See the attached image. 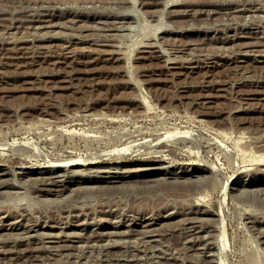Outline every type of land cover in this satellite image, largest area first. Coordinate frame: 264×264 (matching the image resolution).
I'll list each match as a JSON object with an SVG mask.
<instances>
[{
	"label": "rangeland",
	"instance_id": "1",
	"mask_svg": "<svg viewBox=\"0 0 264 264\" xmlns=\"http://www.w3.org/2000/svg\"><path fill=\"white\" fill-rule=\"evenodd\" d=\"M249 35H264V0H0V264H264V186L241 185L264 178V159L244 153L250 143L264 154V37ZM175 128L192 129L201 144L164 137ZM147 139L152 147L117 152ZM93 153L99 164L66 167L69 180L54 182L51 160ZM199 161L208 166L200 177L182 175ZM109 169L124 177L106 182ZM230 175L240 185L224 202ZM199 196L208 213L173 207ZM186 216L199 221L185 224ZM223 217L230 244L221 256Z\"/></svg>",
	"mask_w": 264,
	"mask_h": 264
},
{
	"label": "bare ground",
	"instance_id": "2",
	"mask_svg": "<svg viewBox=\"0 0 264 264\" xmlns=\"http://www.w3.org/2000/svg\"><path fill=\"white\" fill-rule=\"evenodd\" d=\"M238 8H236V10H237ZM242 9V8H241ZM227 10V9H226ZM234 10V9H233ZM214 11V10H213ZM232 11V10H231ZM235 11V10H234ZM243 11V10H242ZM241 11V12H242ZM231 13H233V12H231ZM122 14H126V13H122ZM80 15V14H79ZM118 15V14H117ZM121 15V14H120ZM65 16V15H64ZM114 16V15H113ZM116 16V15H115ZM123 16V15H122ZM126 16H128L127 14H126ZM124 17V16H123ZM122 17V18H123ZM74 18V17H73ZM121 18V17H120ZM75 20L77 19V17L76 18H74ZM47 20V19H46ZM51 20V19H50ZM74 20V21H75ZM100 20V19H99ZM107 20V19H106ZM113 20V19H112ZM118 20V19H117ZM122 21V20H121ZM129 21V20H128ZM34 22V21H33ZM54 22V21H53ZM53 22H51V24L53 23ZM100 22V21H99ZM102 22V21H101ZM104 22H106L107 23V21H104ZM123 22V21H122ZM126 22V21H125ZM47 23H49V22H47ZM103 23V22H102ZM118 23V22H117ZM40 24V23H39ZM54 24H55V22H54ZM57 24H60V23H58L57 22ZM57 24H55V25H57ZM104 24V23H103ZM108 24V23H107ZM110 24V23H109ZM50 25V24H49ZM121 25V24H120ZM127 25V24H126ZM130 25V23L128 22V25L127 26H129ZM45 26V25H44ZM48 26V25H47ZM52 26V25H51ZM114 26H115V24H114ZM30 27H31V25H30ZM33 27V26H32ZM36 27V26H35ZM42 27V26H41ZM98 27H103V26H98ZM111 27V26H110ZM116 27H118V26H116ZM121 28H122V26H120ZM124 27V26H123ZM51 28V27H50ZM104 28V27H103ZM102 28V29H103ZM106 28H109V27H107L106 26ZM105 28V29H106ZM115 28V27H114ZM119 28V27H118ZM125 28V27H124ZM49 29V28H48ZM101 29V30H102ZM110 29V28H109ZM115 29H117V28H115ZM120 29V28H119ZM129 29V28H128ZM40 30V29H39ZM50 30H52V29H50ZM47 31V30H46ZM46 31H44V34L46 33ZM120 31V30H119ZM48 33L47 34H49V31H47ZM52 32V31H51ZM118 32V31H117ZM253 32V31H252ZM36 33H38V31L36 32ZM40 34H43V33H41V31L39 32ZM43 34V35H44ZM46 34V35H47ZM242 34V33H241ZM250 34V33H249ZM51 35V34H50ZM53 35H54V33H53ZM75 35V34H74ZM228 35V34H227ZM104 36V35H103ZM240 36V35H239ZM238 36V37H239ZM14 38L16 37L15 35L13 36ZM70 37V36H69ZM80 37V36H79ZM249 37H255V38H263L264 37V35H249ZM224 38V37H223ZM19 39H20V37H19ZM18 39V40H19ZM33 39V38H32ZM40 39V38H39ZM73 39V38H72ZM81 39V38H80ZM106 39V38H105ZM228 39H230V35H228V36H226L225 37V40H228ZM15 40V39H14ZM21 40V39H20ZM27 40V39H26ZM30 40V39H29ZM34 40V39H33ZM68 40V39H67ZM102 40V39H101ZM16 41V40H15ZM24 41V40H23ZM222 41V40H221ZM97 43V42H96ZM148 43H149V41H148ZM154 43V42H153ZM27 44V43H26ZM100 44H102V43H100ZM146 44V43H145ZM144 44V45H145ZM249 44V43H248ZM254 44V43H253ZM258 44V43H257ZM147 45V44H146ZM149 45V44H148ZM151 45V44H150ZM262 45H264V44H262ZM243 46H246V45H243ZM242 46V47H243ZM247 46H249V45H247ZM241 47V46H240ZM239 47V48H240ZM15 48V47H14ZM23 48V47H22ZM161 48V47H160ZM182 48H183V46H182ZM225 48H226V45H225ZM254 48V47H253ZM20 50V49H19ZM26 50V49H25ZM184 50V49H183ZM250 50V49H249ZM31 51V50H30ZM63 51V50H62ZM148 51V50H147ZM161 52H162V48H161V50H160ZM177 51V50H176ZM186 51V50H185ZM18 52V51H17ZM64 52V51H63ZM114 52V51H113ZM116 52H117V50H116ZM164 52H165V50H164ZM163 52V53H164ZM235 52H236V50H235ZM245 53H246V51H244ZM244 52H243V54H244ZM249 52V51H248ZM247 52V53H248ZM62 53V52H61ZM71 53V52H70ZM70 53H68V54H70ZM253 53V52H252ZM50 54V53H49ZM65 54V53H64ZM118 54H119V52H118ZM173 54H175V53H173ZM66 55V54H65ZM169 56V55H168ZM167 56V57H168ZM178 56V55H177ZM176 56V57H177ZM254 56V55H253ZM65 57V56H64ZM170 58H172V56L170 57ZM169 58V59H170ZM171 60H173V59H171ZM170 60V61H171ZM214 60V59H213ZM168 61V60H167ZM175 61V60H174ZM179 61V60H178ZM208 61V60H207ZM204 62H206V61H204ZM214 62V61H213ZM72 130V129H71ZM71 130H70V133H71ZM73 130H75V131H77L76 130V128L75 129H73ZM72 130V131H73ZM84 130V129H83ZM88 130H90V129H88ZM87 130V131H88ZM82 131V130H81ZM86 130L84 131L85 132V136H86V132H87ZM83 132V131H82ZM77 133V132H76ZM92 133V132H91ZM80 134V133H79ZM83 134V133H82ZM92 134H96L95 132L94 133H92ZM83 136H84V134H83ZM96 136V135H95ZM94 136V137H95ZM159 136V135H158ZM161 136V135H160ZM162 137V136H161ZM160 137V138H161ZM164 137H168V138H170L171 139V137H175V138H180L181 140L183 139V140H186L187 138H191V139H196L197 141H198V143H200L201 142V139H200V137H199V135L198 134H196V132L194 133V132H192V129H190V128H187V129H180V128H175L174 130H169V131H167V134H166V136H164ZM193 137V138H192ZM156 138H158V137H156ZM163 138V137H162ZM174 138V140H176ZM189 138V139H190ZM148 140L149 139H147V140H143V141H141V142H135L134 140V142H132V141H130V142H128V143H126L123 147H122V149H119L118 147L116 148L117 149V152L118 151H121V152H128L129 150H131L133 147H135V146H139V148L141 149V147H143V146H146L147 144H149L148 143ZM157 140V139H156ZM160 140V139H159ZM162 140V139H161ZM161 140H160V142H161ZM172 140H173V138H172ZM179 140V139H178ZM178 140H176V141H178ZM153 141V140H152ZM151 141V142H152ZM171 141V140H170ZM180 141V140H179ZM196 141V142H197ZM252 141H255V140H252ZM258 141V140H257ZM256 141V142H257ZM157 142H159V141H157ZM157 142H155V143H157ZM159 142V143H160ZM175 142V141H174ZM195 142V143H196ZM241 142V141H240ZM244 142V141H243ZM250 142V141H249ZM155 143L153 144L152 143V145L154 146L155 145ZM242 143V142H241ZM253 143V142H252ZM201 144V143H200ZM199 144V145H200ZM245 144V143H244ZM243 143H242V145H244ZM254 144H256L257 145V143H255L254 142ZM263 144V143H262ZM237 145H239V146H241L240 144H237ZM246 145V144H245ZM242 146V148H243V150L244 149H246L247 147L246 146ZM252 145L253 144H251L250 145V143H249V145L248 146H251V148H253L252 147ZM149 146H151L150 144H149ZM238 146V147H239ZM152 147V146H151ZM262 147V146H261ZM20 148V147H19ZM153 148H155V147H153ZM241 148V147H240ZM240 148H238V149H240ZM250 147L249 148H247V149H249V151L248 150H245L244 151V153H245V157H246V155H247V157L249 156V159L252 161V162H261L262 163V160L264 159V154L262 153V152H260L259 154H258V152H253V150L251 149ZM255 148V147H254ZM258 148V147H257ZM256 148V149H257ZM22 149H23V147H22ZM21 149V150H22ZM256 149H254V150H256ZM16 150H17V148H16ZM20 150V149H19ZM18 150V151H19ZM25 150H26V148H25ZM241 150L242 149H240V150H238L239 151V153L241 152ZM242 150V151H243ZM155 151H156V149H155ZM259 151V150H258ZM24 153H26V151H23ZM22 152V153H23ZM130 152V151H129ZM149 152H151V151H149ZM156 152H158V151H156ZM152 153H155V152H152ZM94 154V153H93ZM242 154V157H243V153L241 152L240 153V155ZM233 155V154H232ZM230 156V159H232L231 158V155H229ZM102 158V156L101 155H99V154H94V155H87V156H83V155H78V156H73V157H69V158H61V159H57V160H51V164L49 165L50 167L49 168H54V169H58L57 171H56V173H55V175L53 176L54 177V182H56L57 183V181H58V183H60V182H65L66 181V179H67V173H66V167H81V166H84L85 167V169L86 168H88V167H92V166H95V164H99L100 162L98 161V159H101ZM244 158V157H243ZM229 159V160H230ZM246 159V158H245ZM201 161H206V160H204V159H200ZM250 160H248L247 159V161H250ZM201 161H199V163L201 162ZM245 161V160H244ZM264 161V160H263ZM251 162V163H252ZM250 163V162H249ZM249 163H247V164H249ZM258 164V163H257ZM259 165H260V163H259ZM167 166V165H166ZM210 166V165H209ZM116 167V166H115ZM118 167V166H117ZM152 167V166H151ZM157 167V166H156ZM163 167H165V166H163ZM169 167V166H168ZM172 167V166H171ZM175 167V166H174ZM208 168V166L206 165V164H204V163H200V164H198V167L197 168H192V169H188L187 168V170H181L182 172V175H184V176H199L200 177V174L202 173V171L204 170L203 168ZM257 167V166H256ZM259 167V166H258ZM93 168V167H92ZM95 168V167H94ZM100 168V167H99ZM102 168V167H101ZM101 168H100V170H101ZM106 168V167H105ZM110 168V167H109ZM143 168V167H142ZM179 168H182V167H179ZM210 168V167H209ZM52 169H50V170H52ZM69 169V168H68ZM75 169V168H74ZM83 169V168H82ZM103 169V168H102ZM111 169V168H110ZM109 169V171H107V176H103V174H102V176L104 177V179H105V181L106 182H109V183H116V182H119L120 181V178H122V177H124L123 175H122V173H119L118 174V172H113V171H111ZM116 169V168H115ZM141 169V168H140ZM159 169H162V168H159ZM177 169V168H176ZM183 169H185V168H183ZM210 169H214V170H217V171H219V168L218 167H216L215 165L214 166H211V168ZM256 169V168H255ZM70 170H72V169H70ZM70 170H68L69 172H70ZM76 170V169H75ZM79 170H81V169H79ZM78 170V171H79ZM92 170V169H91ZM98 171H99V169H97ZM108 170V169H107ZM114 170V169H113ZM121 170V169H120ZM129 170V169H128ZM132 170V169H131ZM134 170V169H133ZM138 170H139V168H138ZM147 170V169H146ZM151 170H152V168H151ZM170 170V169H169ZM180 170V169H179ZM208 170V169H207ZM4 171V170H3ZM86 171V170H85ZM93 171H94V169H93ZM96 171V170H95ZM97 171V172H98ZM104 171V170H103ZM116 171V170H115ZM122 171H124V170H122ZM140 171V170H139ZM143 171H145V170H143ZM167 171V170H166ZM6 172V171H5ZM4 172V173H5ZM74 172V171H73ZM82 172V171H81ZM87 172V171H86ZM91 172V171H90ZM111 172H113V173H111ZM125 172V171H124ZM127 172H130V171H127ZM258 172V171H257ZM260 172V171H259ZM3 173V172H2ZM84 173V172H83ZM83 173H81V175L83 174ZM96 173V172H95ZM135 173V172H134ZM140 173V172H139ZM144 173V172H143ZM158 173V172H157ZM171 173H175V172H171ZM177 173V172H176ZM262 173V172H261ZM261 173H259V175L260 176H262V174ZM15 174V173H14ZM69 174V173H68ZM73 173L71 172V175H72ZM75 174V173H74ZM78 174H79V172H78ZM87 174H91V173H87ZM126 174V173H125ZM128 174V173H127ZM163 174V173H162ZM248 174V173H247ZM6 175V174H5ZM46 175H47V173H46ZM46 175H44V176H46ZM53 175V174H52ZM76 175V174H75ZM80 175V174H79ZM85 175V174H84ZM92 175V174H91ZM94 175V174H93ZM96 175V174H95ZM136 175V174H135ZM171 175V174H170ZM15 177H16V174L14 175ZM40 176V175H39ZM48 176H49V174H48ZM83 176V175H82ZM101 176V175H100ZM129 176H130V174H129ZM128 176V177H129ZM159 176V175H158ZM164 176V175H163ZM168 176V175H167ZM177 177H178V175H176ZM204 176V175H203ZM232 176L233 175H230V176H228L227 178H226V181L225 182H223L222 183V188H223V192H222V199H223V201L224 202H226L227 201V199H228V192H229V188H231L232 187V185H238L240 182H238V181H234V179L232 178ZM253 176V175H252ZM32 177H34V176H32ZM36 177V176H35ZM34 177V178H35ZM47 177V176H46ZM74 177V176H73ZM127 177V176H126ZM150 177V176H149ZM157 177V176H156ZM172 177V176H171ZM202 177V176H201ZM256 177H257V175H256ZM3 178H5V179H7V177L5 176V177H3ZM37 178V177H36ZM35 178V179H36ZM45 178V177H44ZM48 178V177H47ZM46 178V179H47ZM76 178V177H75ZM100 178V177H99ZM148 178V177H147ZM164 178V177H163ZM162 178V179H163ZM185 179H186V177H184ZM204 178V180H206L207 178L206 177H203ZM209 178V177H208ZM241 178V177H240ZM250 178V177H249ZM260 178L261 177H259V179H257V180H255V181H251V182H246V183H244V181H243V184L241 183V185H243V186H258L259 187V189L261 188L260 186H264V178H263V181L262 182H260ZM16 179V178H15ZM39 179V178H38ZM40 179H42V178H40ZM73 179V178H72ZM96 179V178H95ZM128 179V178H127ZM126 179V180H127ZM139 179V178H138ZM141 179V178H140ZM154 179V178H153ZM152 179V180H153ZM176 179V178H175ZM182 179V178H181ZM188 179V178H187ZM186 179V180H187ZM196 179V178H195ZM202 179V178H201ZM212 179V178H211ZM250 179H252V178H250ZM8 180V179H7ZM31 180V179H30ZM51 180H53V179H51ZM67 180H69V179H67ZM80 180V179H79ZM103 180V179H102ZM143 180V179H142ZM147 180V179H146ZM160 180V179H159ZM177 180V179H176ZM191 180V179H190ZM192 180H193V178H192ZM197 180H198V178H197ZM209 180V179H208ZM214 180V179H213ZM0 181H3V180H0ZM11 181V180H10ZM9 181V182H10ZM33 181H35V180H33ZM49 181V180H48ZM77 181V180H76ZM163 181V180H162ZM166 181V180H165ZM165 181H163V183L165 182ZM175 181V180H174ZM179 181H182V180H179ZM200 182H201V180H199ZM13 182V181H12ZM16 182H18V181H16ZM15 182V183H16ZM20 182V181H19ZM37 182V181H36ZM43 182V181H42ZM41 182V183H42ZM167 182V181H166ZM176 182H178V181H176ZM183 182H185L184 180H183ZM200 182H198V184L200 183ZM210 182H211V180H210ZM7 183V182H6ZM5 183V184H6ZM21 183H22V181H21ZM33 183V182H32ZM46 183V182H45ZM51 183H53V181H51ZM66 183V182H65ZM75 183H77V182H75ZM108 183V184H109ZM154 183V182H153ZM155 183H157L156 181H155ZM160 183V182H159ZM159 183H157V184H159ZM186 183H188V181L186 182ZM192 183H193V181H192ZM195 183H196V181H195ZM195 183H193V184H195ZM202 183V182H201ZM203 183H207V182H203ZM214 183H215V181H214ZM0 184H2V183H0ZM13 184V183H12ZM17 184V183H16ZM18 184H20V183H18ZM36 184V183H35ZM86 184V183H85ZM122 184H124V183H122ZM121 184V185H122ZM190 184V183H189ZM197 184V185H198ZM76 185V184H75ZM240 185V184H239ZM2 185H0V187H1ZM37 186H38V184H37ZM44 186V185H43ZM70 186V185H69ZM74 186V185H73ZM86 186V185H85ZM84 186V187H85ZM95 186V185H94ZM97 186V185H96ZM103 186V185H102ZM111 186V185H110ZM119 186H120V184H119ZM124 186V185H123ZM191 186V185H190ZM200 186H202V185H200ZM207 186V185H206ZM212 186V185H211ZM230 186V187H229ZM262 186V187H263ZM18 187V186H17ZM16 187V188H17ZM42 187V186H41ZM59 187V186H58ZM65 188L67 187V185H65L64 186ZM101 187V186H100ZM112 187H113V185H112ZM112 187H111V190H113L112 189ZM114 187H116V186H114ZM216 187V186H215ZM258 187H256V189L258 188ZM38 188V187H37ZM45 188V187H44ZM75 188H76V186H75ZM89 188H91V186H89ZM109 188V187H108ZM122 188V187H121ZM125 188V187H124ZM239 188V187H238ZM241 188V187H240ZM244 188V187H243ZM247 188V187H246ZM249 188V187H248ZM247 188V189H248ZM42 189V188H41ZM58 189V188H57ZM80 189V188H79ZM83 189V188H82ZM86 189V188H85ZM94 189H95V187H94ZM103 189V188H102ZM235 189V188H234ZM246 189V191H248ZM12 190V189H11ZM16 190V189H15ZM15 190H13V191H15ZM56 190V189H55ZM60 190V189H59ZM58 190V191H59ZM64 190V189H63ZM69 190H70V188H69ZM72 190V189H71ZM76 190V189H75ZM84 190V189H83ZM87 190H88V187H87ZM104 190H105V188H104ZM106 190H108V189H106ZM233 190V189H232ZM250 190V189H249ZM255 190V189H254ZM264 190V189H263ZM7 191H9V190H7ZM85 191V190H84ZM246 191H242L241 192V194L243 193L244 194V196H245V192ZM251 191H253V190H251ZM250 191V192H251ZM258 191H260V190H258ZM3 192V191H2ZM6 192V191H5ZM11 192V191H10ZM9 192V193H10ZM16 192V191H15ZM39 192H40V190H39ZM62 192V191H61ZM69 192V191H68ZM72 192V191H71ZM261 193H262V191H260ZM7 193V192H6ZM59 193V192H58ZM64 193V192H63ZM67 193V192H66ZM66 193H65V195H66ZM70 193V192H69ZM69 193H68V195H69ZM72 193H74V189H73V192ZM72 193H70V194H72ZM76 193V192H75ZM249 193V192H248ZM5 194V193H4ZM48 194V193H47ZM60 194V193H59ZM252 195H255V194H253V192L251 193ZM250 194V195H251ZM257 194H260V193H257ZM10 195V194H9ZM54 195V194H53ZM63 195V194H62ZM235 195V194H234ZM251 195V196H252ZM47 196V195H46ZM239 196H240V194H239ZM243 196V195H242ZM260 196H263V194L262 195H260ZM200 197V199H199V201H197L195 204L193 203V204H189V205H180V206H178V205H174L173 207L174 208H177V210H178V213L179 214H182V215H190V214H197V213H208V211L209 210H203V209H200L199 208V206H200V204H202V202L201 203H199L200 201H201V199H203V196H199ZM236 197V196H235ZM255 197V196H254ZM205 200V199H204ZM205 205V204H204ZM168 207V206H167ZM172 207V208H173ZM206 207V206H205ZM173 208V209H174ZM170 210V209H169ZM171 211H174V210H171ZM176 211V210H175ZM101 212V211H100ZM162 212V211H161ZM167 212V211H166ZM222 212L224 213V207H222ZM221 212V213H222ZM108 213V212H107ZM163 213V212H162ZM176 213V212H175ZM154 214V213H153ZM159 214V212L157 213V215ZM172 214V213H171ZM212 214V213H211ZM132 215H136V214H132ZM131 215V216H132ZM142 215V214H141ZM145 215V214H144ZM156 215V216H157ZM161 215V214H160ZM168 215V214H167ZM181 215V216H182ZM221 215H223V214H221ZM7 216V215H6ZM23 216V215H22ZM138 216V215H137ZM164 216H166V213H165V215ZM169 216V215H168ZM207 216V215H206ZM205 216V217H206ZM15 217V216H14ZM51 217H53V216H51ZM61 217V216H60ZM145 217V216H144ZM143 217V218H144ZM147 217V216H146ZM163 217V216H162ZM201 217H202V215H201ZM210 217V216H209ZM222 217V216H221ZM226 217V216H225ZM251 217V216H250ZM249 217V218H250ZM16 218V217H15ZM48 218V217H47ZM63 218V217H62ZM117 218V217H116ZM133 218V217H132ZM154 218V217H153ZM178 218H180V216L178 217ZM207 218V217H206ZM17 219V218H16ZM23 219V218H22ZM25 219V218H24ZM45 219V218H44ZM67 219H69V218H67ZM71 219V218H70ZM120 219H122V218H120ZM134 219V218H133ZM142 219V218H141ZM151 219V218H150ZM201 219V218H200ZM204 219V218H203ZM215 219V218H214ZM251 219V218H250ZM254 219V218H253ZM263 219V218H262ZM15 220V219H14ZM60 220V219H59ZM63 220V219H62ZM71 220H73V219H71ZM147 220V219H146ZM145 220V221H146ZM174 220V219H173ZM182 220H183V218H182ZM181 220V221H182ZM199 221V220H197V217H191V216H186V218H185V220H184V223L185 224H187V223H193L194 221ZM208 220H209V218H208ZM216 220V219H215ZM2 221V220H1ZM42 221V220H41ZM57 221V220H56ZM64 221V220H63ZM70 221V220H69ZM76 221V220H75ZM114 221V220H113ZM144 221V222H145ZM167 221H169V220H167ZM177 221V220H176ZM180 221V220H179ZM179 221H178V223H179ZM204 221V220H203ZM206 221H207V219H206ZM224 221H226V220H224V217L222 218V224H223V226H222V231H221V234H220V239H219V241L221 242V245H217L218 246V249L217 250H219L220 252V254H221V256H223L224 254H226L225 253V250H226V248H227V246L230 244V239H229V236H228V233H227V231H226V224H225V222ZM260 221V220H259ZM34 222V221H33ZM115 222V221H114ZM126 222V221H125ZM128 222V221H127ZM136 222H138V221H136ZM144 222H143V224H144ZM158 222V221H157ZM162 222V221H161ZM209 223H211L210 221H208ZM12 223V222H11ZM17 223H18V221H17ZM20 223V222H19ZM22 223V222H21ZM38 223V222H37ZM41 223V222H40ZM54 223V222H53ZM85 223V222H84ZM86 223H88V222H86ZM98 223V222H97ZM108 223H109V221H108ZM118 223V222H117ZM145 223H147L146 225H145V227H151L153 224H155L154 222H145ZM160 223V222H159ZM203 223H205V222H203ZM203 223H202V225H203ZM246 223V222H245ZM253 223H255V222H253ZM35 224V223H34ZM46 224V223H45ZM79 224V223H78ZM82 224V223H81ZM114 224V223H113ZM136 224V223H135ZM161 224V223H160ZM249 224V226H250V223H248ZM247 224V225H248ZM259 224V223H258ZM1 225V224H0ZM35 225H37V224H35ZM49 225V224H48ZM51 225V224H50ZM62 225V224H61ZM116 225V224H115ZM142 225V224H141ZM163 225V224H162ZM201 224L200 225H197L195 228H194V226L192 225V227L194 228V230L193 231H188L187 232V235L189 234V235H191L192 236V234H194V231H196V230H198L199 228H201V227H203ZM217 225V224H216ZM220 224H218V226H219ZM253 225V224H252ZM4 226V225H3ZM23 226H26V225H23ZM30 226V225H29ZM28 226V227H29ZM43 226V225H42ZM68 226V225H67ZM78 226V225H77ZM83 226V225H82ZM124 226V225H123ZM132 226V225H131ZM181 226V225H180ZM184 226V225H183ZM191 226V225H190ZM213 226V225H212ZM211 226V227H212ZM216 227V228H220V227ZM254 226V225H253ZM10 227V226H9ZM19 227V226H18ZM31 227V226H30ZM113 227V226H112ZM127 227V226H126ZM135 227V226H134ZM153 227V226H152ZM185 227V226H184ZM188 227V226H187ZM248 227V226H247ZM261 227V226H260ZM27 228V227H26ZM70 228H72V227H70ZM74 228V227H73ZM116 228V227H115ZM141 228V227H140ZM143 228V227H142ZM158 228V227H157ZM156 228V229H157ZM178 228V227H177ZM189 228V227H188ZM193 228H189V229H193ZM256 228V227H255ZM259 228V227H258ZM19 229V228H18ZM24 229V228H23ZM23 229H22V231H23ZM92 229V228H91ZM95 229H98V228H95ZM118 229V228H117ZM130 229H131V227H130ZM134 229V228H133ZM150 229V228H149ZM180 229V228H179ZM182 229V228H181ZM184 229V228H183ZM203 229V228H202ZM206 229V228H205ZM213 229V228H212ZM260 229V228H259ZM258 229V230H259ZM263 229V228H262ZM20 230V229H19ZM30 230V229H29ZM63 229H61V231H62ZM67 230H68V228H67ZM76 230V229H75ZM115 230V229H114ZM114 230H113V233H114ZM124 230H126V228L124 229ZM129 230V229H128ZM137 230V229H136ZM213 230H215V229H213ZM4 231V230H3ZM8 231V230H7ZM6 231V232H7ZM18 231V230H17ZM21 231V230H20ZM41 231V230H40ZM39 231V233H40V235L41 234H43V233H41ZM47 231V230H46ZM64 231V230H63ZM71 231V230H70ZM78 231V230H77ZM85 231H88V230H85ZM116 231V230H115ZM160 231V230H159ZM170 231V230H169ZM168 231V232H169ZM173 231V230H172ZM171 231V232H172ZM187 231V230H186ZM200 231V230H199ZM198 231V232H199ZM207 231V230H206ZM218 231V230H217ZM229 231V230H228ZM2 232V231H1ZM26 232V231H25ZM35 232V231H34ZM43 232H45V231H43ZM51 232V231H50ZM56 232V231H55ZM65 232V231H64ZM67 232V231H66ZM69 232V231H68ZM83 232H84V230H83ZM89 232V231H88ZM119 232H120V230H119ZM118 232V233H119ZM131 232V231H130ZM136 232H138V231H136ZM147 232L149 233L148 235L149 236H155V235H157L158 233H153V231H151L150 232V230H147ZM197 232V231H196ZM197 232V233H198ZM4 233V232H3ZM3 233H1V234H3ZM11 233V232H10ZM15 233H17L16 231H15ZM15 233H14V235H15ZM19 233H21V232H19ZM24 233V232H23ZM39 233H38V235H39ZM54 233V232H53ZM73 233V232H72ZM77 233V232H76ZM76 233H74V234H76ZM82 233V232H81ZM80 232H79V235L81 234ZM86 233V232H85ZM101 233H102V231H101ZM104 233V232H103ZM125 233H128V232H125ZM146 233V232H145ZM144 233V234H145ZM167 233V232H166ZM186 233V232H185ZM203 233V232H202ZM207 232H205V234H206ZM257 233V232H256ZM263 233H264V231H263ZM26 234V233H25ZM55 234V233H54ZM57 234V233H56ZM59 234H61L60 233V230H59ZM69 234H70V232H69ZM84 234V233H83ZM89 234V233H88ZM111 234V233H110ZM117 234V233H116ZM136 234V233H135ZM134 234V235H135ZM138 234V233H137ZM162 234V233H161ZM216 234V233H215ZM258 234V233H257ZM4 235V234H3ZM3 235H0V236H3ZM9 235V234H8ZM11 235V234H10ZM13 235V234H12ZM20 235H22V234H20ZM29 235V234H28ZM33 236H34V234H32ZM49 235V234H48ZM51 235H53V234H51ZM65 235V234H64ZM67 235V234H66ZM73 234H71V236H72ZM108 235V234H107ZM119 235H121V234H119ZM129 235V234H128ZM132 235V234H131ZM140 235V234H139ZM146 235V234H145ZM165 235V234H164ZM209 235V234H208ZM23 237L25 236V235H22ZM32 236V237H33ZM37 236V235H36ZM74 236V235H73ZM78 236V235H77ZM83 236V235H82ZM92 236V235H91ZM117 236V235H116ZM122 236V235H121ZM120 236V237H121ZM125 236V235H124ZM138 236V235H137ZM141 236V235H140ZM142 236H144V235H142ZM141 236V237H142ZM183 236V235H182ZM190 236V237H191ZM207 236V234L204 236V237H206ZM212 236V235H211ZM215 236V235H214ZM16 237V236H15ZM14 237V238H15ZM30 237V236H29ZM43 237V236H42ZM51 237V236H50ZM56 237H58V235L56 236ZM63 237V236H62ZM69 237V236H68ZM136 237V236H135ZM190 237H189V239H190ZM216 237H217V235H216ZM2 238V237H1ZM0 238V239H1ZM4 238V237H3ZM6 238H8L9 239V237H6ZM5 238V239H6ZM17 238H18V234H17ZM17 238H16V240H17ZM19 238H20V236H19ZM38 238V237H37ZM36 238V239H37ZM41 238V237H40ZM65 238V237H64ZM81 238V237H80ZM110 238V237H109ZM114 238V241L116 242V240H117V238H116V240H115V237H113ZM126 238V237H125ZM131 238V237H130ZM139 238V237H138ZM159 238V237H158ZM157 238V239H158ZM198 238V237H197ZM21 239V238H20ZM33 239V238H32ZM44 239V238H43ZM67 239V238H66ZM121 239H124V238H121ZM120 239V240H121ZM148 239V238H147ZM153 239V238H152ZM156 239V238H155ZM185 239V238H184ZM188 239V238H187ZM215 239V238H214ZM2 240V239H1ZM0 240V241H1ZM15 240V239H14ZM25 240V239H24ZM27 240V239H26ZM38 240V239H37ZM36 240V241H37ZM59 240V239H58ZM57 240V241H58ZM77 240V239H76ZM82 240V239H81ZM80 240V241H81ZM92 240V239H91ZM95 240V239H94ZM97 240V239H96ZM148 240H150V238L148 239ZM159 240H161V239H159ZM191 240H193V239H191ZM208 240V239H207ZM215 240H217V239H215ZM3 241V240H2ZM47 241V240H46ZM68 241V240H67ZM70 241V240H69ZM85 241V240H84ZM107 241H108V239H107ZM119 241V240H118ZM118 241H117V243H118ZM181 241V240H180ZM185 241V240H184ZM195 241V240H194ZM202 241V240H201ZM210 241V240H209ZM14 242V241H13ZM28 242V241H27ZM31 242V241H30ZM34 242H35V240H34ZM43 242V241H42ZM49 242V241H48ZM79 242V241H78ZM83 242V241H82ZM95 242V241H94ZM103 242H104V240H103ZM109 242V241H108ZM123 242V241H122ZM149 242V241H148ZM152 242H154V241H152ZM156 242H158V241H156ZM187 242L189 243V240H187ZM205 242V241H204ZM20 243V242H19ZM33 243V242H32ZM57 243V242H56ZM66 243V242H65ZM71 243V242H70ZM81 243V242H80ZM105 243H107V242H104V246H105ZM125 243V242H124ZM139 243V242H138ZM191 243V242H190ZM193 243V242H192ZM201 243V242H200ZM213 243V242H212ZM42 244V243H41ZM43 244H45V243H43ZM62 244V243H61ZM72 244V243H71ZM88 244V243H87ZM92 244V243H91ZM98 244H100V242L98 243ZM112 244V243H111ZM120 244V243H119ZM139 244H141V243H139ZM203 244V243H202ZM207 244L208 243H206V246H207ZM216 244H217V242H216ZM28 245V244H27ZM47 245H49V243L47 244ZM78 245H79V243H78ZM83 245V244H82ZM84 245H85V242H84ZM95 245H97V244H95ZM107 245V244H106ZM109 245H110V243H109ZM109 245H108V247H109ZM113 245V244H112ZM126 245V244H125ZM135 245H137V244H135ZM135 245H134V247H135ZM145 245V244H144ZM152 245V244H151ZM187 245V244H186ZM199 245V244H198ZM1 246V245H0ZM3 246V245H2ZM70 246V245H69ZM100 246L102 247V245L100 244ZM99 246V247H100ZM115 246H116V243H115ZM122 246V245H121ZM124 246V245H123ZM129 246V245H128ZM169 246V245H168ZM179 246V245H178ZM217 246L215 245V246H208L207 248H210V249H214V248H217ZM47 247V246H46ZM91 247V246H90ZM93 247V246H92ZM98 247V246H97ZM106 247V246H105ZM126 247V246H125ZM140 247V246H139ZM138 247V248H139ZM145 247H147V246H145ZM150 247V246H149ZM187 247V246H186ZM190 247V246H189ZM200 247V246H199ZM198 247V248H199ZM202 247V246H201ZM204 247V246H203ZM35 248V247H34ZM33 248V249H34ZM47 248H51V247H47ZM69 248H71V247H65L64 248V250H67V249H69ZM111 248V247H110ZM137 248V249H138ZM159 248V247H158ZM171 248V247H170ZM174 248V247H173ZM178 248V247H177ZM181 248V247H180ZM194 248H196V247H194ZM43 249V248H42ZM46 249V248H45ZM56 249H60V248H57L56 247ZM72 249V248H71ZM114 249V248H113ZM155 249V248H154ZM161 249V248H160ZM169 249V248H168ZM30 250V249H29ZM32 250V249H31ZM35 250V249H34ZM33 250V251H34ZM44 250V249H43ZM140 250V249H139ZM138 250V251H139ZM149 250V249H148ZM147 250V251H148ZM151 250V249H150ZM165 250V249H164ZM180 250V249H179ZM192 250V249H191ZM200 250V249H199ZM204 250V249H203ZM202 250V251H203ZM205 250H206V247H205ZM7 251V250H6ZM6 251H4V252H6ZM12 251V250H11ZM33 251H32V253H33ZM52 251H54L53 249H52ZM57 251H59V250H57ZM71 251V250H70ZM70 251H69V253H70ZM127 251V250H126ZM144 251V250H143ZM152 251H154L153 249H152ZM161 251V250H160ZM168 251V250H167ZM173 251H174V249H173ZM184 251V250H183ZM183 251H181V252H183ZM16 252H18V250L16 251ZM21 252V251H20ZM25 252V251H24ZM44 252V251H43ZM42 252V253H43ZM46 252V251H45ZM50 252V251H49ZM55 252V251H54ZM169 252V251H168ZM175 252H176V250H175ZM179 252V251H178ZM205 252V251H204ZM218 252V251H217ZM31 253V254H32ZM53 253V252H52ZM56 253V252H55ZM63 253V252H62ZM65 253H67V251L65 252ZM69 253H67V255L69 254ZM140 253V252H139ZM144 253V252H143ZM146 253V252H145ZM144 253V254H145ZM180 253V252H179ZM194 253H196V252H194ZM198 253H200V252H198ZM203 253V252H202ZM201 253V254H202ZM210 253V252H209ZM219 253H218V255H219ZM14 254V253H13ZM18 254V253H17ZM60 254V253H59ZM151 254V253H150ZM166 254V253H165ZM171 254V253H170ZM176 254V253H175ZM201 254H199V255H201ZM23 255V254H22ZM27 255H29V254H27ZM47 255H49V254H47ZM66 255V254H65ZM64 255V256H65ZM136 255V254H135ZM134 255V256H135ZM139 255V254H138ZM154 255V254H153ZM158 255H159V253H158ZM174 255V254H173ZM194 255V254H193ZM198 255V254H197ZM215 255V254H214ZM21 256V255H20ZM19 256V257H20ZM31 256V255H30ZM60 256V255H59ZM148 256V255H147ZM149 256H151V255H149ZM155 256H157V255H155ZM165 256V255H164ZM176 256V255H175ZM216 256H217V254H216ZM170 258L171 257H173L172 255L171 256H169ZM177 257V256H176ZM194 257V256H193ZM200 257V256H199ZM158 258V257H157ZM166 258H168V255H167V257ZM169 258V259H170ZM178 258V257H177ZM180 258V257H179ZM189 258H190V256H189ZM188 258V259H189ZM202 258V257H201ZM214 258V257H213ZM128 259V258H127ZM131 259V258H130ZM133 259H134V257H133ZM136 259V258H135ZM164 259V258H163ZM181 259V258H180ZM185 259V258H184ZM194 259V258H193ZM200 259V258H199ZM217 259V258H216ZM129 260V259H128ZM153 260V259H152ZM168 260V259H167ZM204 260V259H203ZM147 261H148V259H147ZM215 261V260H214ZM174 262V261H173ZM176 262V261H175ZM185 262V261H184ZM208 262V261H207Z\"/></svg>",
	"mask_w": 264,
	"mask_h": 264
}]
</instances>
